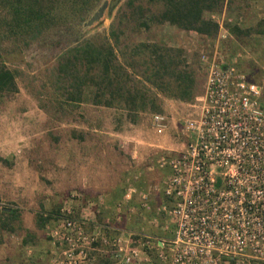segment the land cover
<instances>
[{
    "label": "rangeland",
    "instance_id": "obj_1",
    "mask_svg": "<svg viewBox=\"0 0 264 264\" xmlns=\"http://www.w3.org/2000/svg\"><path fill=\"white\" fill-rule=\"evenodd\" d=\"M102 1L90 2L87 13L75 28L63 33L50 31L28 44L24 40H12L0 29V64L13 72L16 85L15 91L0 94V207L12 208L17 214L12 222L13 230H2L1 242L7 243L8 251L0 250V264H50L52 248L45 234V225L55 220L50 218L41 225L38 218L45 214H56L55 217L65 214L63 207L70 208L71 216L72 203L82 197L81 190L72 186L74 165H82L81 158L75 156L78 149L91 144V133H107L103 147L115 150L117 161L123 165L122 180L131 179L139 171L142 187L147 182L161 181L169 173L166 166L158 165L160 157L175 155L183 148L179 122L192 109L189 104L194 99L181 102L162 96L158 98V113L167 118L166 128L161 134H155L151 129L149 120L153 112H139L132 121L121 109L92 105L85 101L57 106L59 96L51 85L53 75L50 72L56 53L79 36L107 34L125 0H118L97 21L84 26L83 23ZM233 2V17L241 32L235 36L229 34L219 43L218 49L226 60H234L237 69L260 84L264 92V32H256L258 22L264 19V0ZM211 17L222 23L224 13ZM136 33V40L183 48L187 58L192 52L198 55L206 51L210 54L215 40L166 23L152 24L149 29ZM204 78L205 70L202 72V84ZM114 134L127 139L117 144ZM131 137L140 141L137 145L140 159L136 161L130 158L127 151L126 145L130 142L124 145ZM70 193L77 195L72 201L68 200ZM74 211L79 212V208ZM76 214L74 217H81ZM133 217L128 225L134 220ZM155 217L156 226H166L167 231L172 228L160 214H155ZM125 221L120 222L122 228L126 225ZM141 224H133L131 228L151 237H167L165 229L159 231L155 225L148 223L140 229ZM89 255L93 257L90 264L115 262L108 247L95 245ZM150 262L158 263L154 252H150ZM250 262L264 264V252L262 259L252 258Z\"/></svg>",
    "mask_w": 264,
    "mask_h": 264
},
{
    "label": "built area",
    "instance_id": "obj_2",
    "mask_svg": "<svg viewBox=\"0 0 264 264\" xmlns=\"http://www.w3.org/2000/svg\"><path fill=\"white\" fill-rule=\"evenodd\" d=\"M218 24L212 52L198 54L205 78L201 93L189 104L192 109L180 118L183 148L158 159L169 170L161 180L168 202L156 209L172 225L169 231L161 228L167 237L124 232L116 225L119 215L114 216L117 223L89 227L86 218L70 217V208L63 207L65 214L45 225L50 264H90L95 245L108 247L114 264H150L149 252L162 264H251L252 258L262 259L264 92L219 51L228 33ZM149 121L155 134L163 133L165 115L152 113ZM75 197L70 193L68 200ZM138 197L139 207L147 208L148 195Z\"/></svg>",
    "mask_w": 264,
    "mask_h": 264
},
{
    "label": "trees",
    "instance_id": "obj_3",
    "mask_svg": "<svg viewBox=\"0 0 264 264\" xmlns=\"http://www.w3.org/2000/svg\"><path fill=\"white\" fill-rule=\"evenodd\" d=\"M92 1L0 0V29L12 40L28 44L50 31L63 33L78 26ZM117 1L111 0L108 9ZM233 1L125 0L107 34L79 36L56 53L50 72L51 85L59 96L57 106L85 101L121 109L133 121L139 112L158 113L160 96L192 101L201 92L205 70L198 55L192 52L187 58L183 48L136 40V31L166 23L214 40L219 24L211 16L224 13L221 26L228 35L235 36L241 27L233 17ZM257 26L256 32H264V19ZM15 90L13 72L0 64V94ZM163 199L168 202L165 196ZM52 215L56 216L40 215L41 225ZM16 218L14 209L0 207V243L2 232L12 231ZM140 218L137 214L138 223L143 222ZM116 225L122 228L121 223Z\"/></svg>",
    "mask_w": 264,
    "mask_h": 264
},
{
    "label": "crops",
    "instance_id": "obj_4",
    "mask_svg": "<svg viewBox=\"0 0 264 264\" xmlns=\"http://www.w3.org/2000/svg\"><path fill=\"white\" fill-rule=\"evenodd\" d=\"M91 135H93L91 137V144H87L88 146H83L78 149L77 155L75 156V158H81L82 165L79 167L74 165L72 186L81 190L82 197L72 203V215L75 216L77 215L76 213H78L82 218H86L89 227H91L93 223H102L107 220L115 222L114 216L119 215L120 222L127 220L125 221L126 225L122 228L124 232H133L131 225L138 224L136 222L137 219H135L137 214L144 219L140 229H142L145 223L155 225L156 221L154 219H156L155 214L157 206L165 201L161 190V181L153 183L147 182V184L142 187L140 185L143 180L139 178V171H137L131 179L122 180L124 171L122 168L123 165L120 161H117L118 157L115 154V150L103 147V143H105L107 139V133L99 131L91 133ZM114 135L117 137V144L118 142H122V139H127L124 136ZM134 139L136 138L131 137L130 141L124 142V145L130 142V144L126 145L128 148L127 151L130 158L136 161L140 159V154L137 153L139 148L137 145L140 141ZM111 156L112 158L110 160L109 158ZM128 188L132 189L129 195L130 198L124 203V195ZM141 193H146L149 197V202L145 209L139 207L138 196ZM118 203H122L120 211L116 208ZM76 208H79V212L74 211ZM132 216H134V220L132 219L131 224L128 225L127 223ZM156 227L159 231L161 230L160 227ZM130 228L132 230H129ZM1 243L0 250L5 252L8 251L7 243ZM3 256L5 257V255ZM155 264L161 263L158 261V263Z\"/></svg>",
    "mask_w": 264,
    "mask_h": 264
},
{
    "label": "water",
    "instance_id": "obj_5",
    "mask_svg": "<svg viewBox=\"0 0 264 264\" xmlns=\"http://www.w3.org/2000/svg\"><path fill=\"white\" fill-rule=\"evenodd\" d=\"M109 2L103 0L101 4L96 8L91 16L83 23L84 26H90L93 22L97 21L103 14V12L108 8Z\"/></svg>",
    "mask_w": 264,
    "mask_h": 264
}]
</instances>
